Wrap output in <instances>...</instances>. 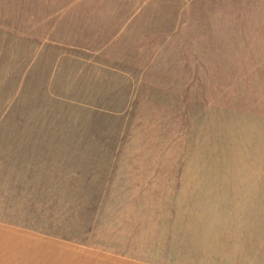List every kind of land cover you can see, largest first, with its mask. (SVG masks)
<instances>
[{
    "label": "rangeland",
    "instance_id": "obj_1",
    "mask_svg": "<svg viewBox=\"0 0 264 264\" xmlns=\"http://www.w3.org/2000/svg\"><path fill=\"white\" fill-rule=\"evenodd\" d=\"M0 132L3 227L122 258L146 238L153 253L189 211L131 199L126 176L264 192V0H0ZM26 140L32 184L7 155ZM9 239L1 264H68Z\"/></svg>",
    "mask_w": 264,
    "mask_h": 264
},
{
    "label": "crops",
    "instance_id": "obj_2",
    "mask_svg": "<svg viewBox=\"0 0 264 264\" xmlns=\"http://www.w3.org/2000/svg\"><path fill=\"white\" fill-rule=\"evenodd\" d=\"M23 128L27 127L14 129L11 134H34V130L25 132ZM38 146L39 144H27L26 140L23 144H18L13 149L8 150L7 155L11 161L22 159V162L17 165L18 170L20 168V171H28L29 163L39 159L36 156ZM51 161L48 159V164ZM45 162L42 160L41 167H44ZM73 174L74 176H70V178L77 175V173ZM30 175L28 171V174L24 175V180L32 184L29 180ZM47 177L49 178L48 175ZM126 177L130 180L124 181L121 191L123 194L130 195L131 199L146 200L148 199L147 196L153 197L154 201L159 203L158 206H164L171 215H174V212L178 213L179 209L182 208H187L189 211L187 214V221L189 220V222L187 224L181 223L177 228H175L174 216L166 220V222L174 225V232L159 237L158 242L149 243L155 245L149 249L153 253L143 252L148 247V239L146 238L137 240L138 245H132L129 248L130 256L123 255L122 258L114 254L112 250H97L92 246V249H88V245L84 244L81 239L80 241L76 240L75 237L66 236L64 237L66 241H59L57 238L41 233L9 226L3 227L0 221V262L4 229L6 233H9L11 245L14 241L17 242V238H22L23 241H19L18 244L24 246L27 243L29 247L33 248L32 255L58 251L60 252L59 255L54 256L59 260H68V264L71 262L73 264H264V192L213 191L203 190L201 186L199 190L186 191L178 185L179 180L177 178H163V176H148L146 178L137 175ZM49 181L50 179L47 182L43 180L42 186L45 187ZM201 182L198 181V183ZM0 184L2 185V182ZM111 189L113 188L108 187V191ZM184 195L187 197L184 198ZM64 198L59 197L61 202ZM124 198L126 197L124 196ZM147 220L156 223L157 217L154 215L151 218H145V222ZM133 223H137V225L132 224L130 229L137 232L139 229L144 236L145 232L150 229L143 224V219ZM166 226L162 222V228L165 229ZM184 229L190 232L180 233ZM124 230L129 231L127 225ZM205 233L208 235L205 236ZM205 244L216 246L218 251L225 248L229 251V256H232L231 260L220 259L217 255V249L216 251L204 252V249L201 250V248ZM159 248L162 250L159 251ZM161 253L164 256L159 257ZM208 254L211 259L207 258ZM149 255L157 257L151 259ZM181 255H185V258Z\"/></svg>",
    "mask_w": 264,
    "mask_h": 264
}]
</instances>
